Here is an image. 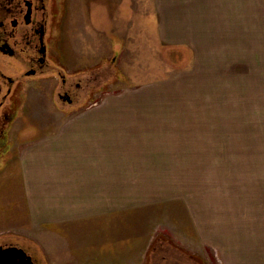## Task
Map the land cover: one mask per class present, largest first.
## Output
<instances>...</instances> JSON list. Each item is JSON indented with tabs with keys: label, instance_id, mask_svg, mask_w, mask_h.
Masks as SVG:
<instances>
[{
	"label": "rangeland",
	"instance_id": "374dc122",
	"mask_svg": "<svg viewBox=\"0 0 264 264\" xmlns=\"http://www.w3.org/2000/svg\"><path fill=\"white\" fill-rule=\"evenodd\" d=\"M239 1L237 27L199 22L201 34L193 29V40L182 44L170 41L186 38L185 29L163 26L166 3L178 0H64L58 52L72 70L91 77L92 97L64 110L49 87L30 89L0 165V245H26L43 264L185 262L184 253L218 264L197 222L211 235L214 214L238 207L246 187L264 182V0H251L247 12ZM98 105L119 120L109 124L110 165L138 169L125 172V188L118 189L124 206L133 208L105 221V235H72L76 227H99L100 220L60 228L54 221L33 223L14 201L20 175L11 170L18 171L27 140L20 138L52 137L70 116ZM129 180L142 182L127 186ZM113 226L120 235L112 236ZM88 237L108 244L119 238L120 259L114 251L87 250L81 242ZM134 238L143 249L129 258L123 249Z\"/></svg>",
	"mask_w": 264,
	"mask_h": 264
},
{
	"label": "crops",
	"instance_id": "0c3cea01",
	"mask_svg": "<svg viewBox=\"0 0 264 264\" xmlns=\"http://www.w3.org/2000/svg\"><path fill=\"white\" fill-rule=\"evenodd\" d=\"M184 1L181 0L180 4V0L175 4L166 3L164 28L167 32L174 26L186 30L183 33L181 31L186 38L181 37L180 42L170 41L172 43L189 44L194 35L193 29L204 26L199 22L213 21V26L220 28L237 27V0H210L208 7L205 0H190L192 8L186 7ZM239 5L241 12H247L250 10L251 0H240ZM244 21L241 26L247 27V21ZM200 34L197 30L196 35ZM167 37L169 42L170 36ZM115 121L105 111V105H98L76 116H70L63 122L64 131L52 137H21L20 139H27L21 150L25 153L21 157L18 171H15L16 165L11 170L12 175H20V180L16 183L18 190L14 195V201L20 204V213H28L35 224L54 221L58 228L59 223L71 226L81 220H100L99 227H76L75 231H78L72 234L83 233L85 236L105 235L106 229H110L106 224L108 219H122L120 211L133 207L124 206V191L122 194L118 189L125 188V172H138V169L109 163V124ZM29 141L33 142L28 143ZM119 181L121 185L117 183ZM138 181L130 183L129 180L127 186L136 185ZM257 182L259 183L255 181L246 187L250 189L243 195L244 201L238 207L233 204L227 207V213L214 214L211 235L206 236L203 225L197 222L198 231L203 229L202 239L212 245L213 260L218 264H264V182ZM110 214L116 217L111 218ZM115 228L117 230L109 232L112 236L120 235V226ZM57 233L60 234L61 231ZM136 237L138 238L137 235ZM137 238L124 245L123 250L129 258L132 252L142 248ZM119 242V238L108 244L104 243L103 238L90 240L88 237L81 245L87 247V250L99 249L107 254L114 251V255H118L120 259Z\"/></svg>",
	"mask_w": 264,
	"mask_h": 264
},
{
	"label": "flooded vegetation",
	"instance_id": "af4514ba",
	"mask_svg": "<svg viewBox=\"0 0 264 264\" xmlns=\"http://www.w3.org/2000/svg\"><path fill=\"white\" fill-rule=\"evenodd\" d=\"M64 6V0H0V165L12 148L14 124L28 102L30 89L49 87L51 100L64 110L83 106L92 97L91 77L72 70L58 52L56 41ZM10 245L24 248L32 264H43L38 251L26 245L9 242L0 247ZM184 255L188 257L185 262L149 264H203L192 254ZM24 263L29 264L27 258Z\"/></svg>",
	"mask_w": 264,
	"mask_h": 264
},
{
	"label": "water",
	"instance_id": "95a60500",
	"mask_svg": "<svg viewBox=\"0 0 264 264\" xmlns=\"http://www.w3.org/2000/svg\"><path fill=\"white\" fill-rule=\"evenodd\" d=\"M26 258L28 263L32 264L31 255L22 247L15 245L0 247V264H26L24 263Z\"/></svg>",
	"mask_w": 264,
	"mask_h": 264
}]
</instances>
